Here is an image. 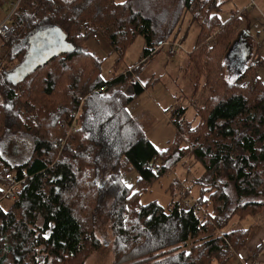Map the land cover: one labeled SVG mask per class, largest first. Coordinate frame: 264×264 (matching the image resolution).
<instances>
[{
    "label": "trees",
    "instance_id": "obj_1",
    "mask_svg": "<svg viewBox=\"0 0 264 264\" xmlns=\"http://www.w3.org/2000/svg\"><path fill=\"white\" fill-rule=\"evenodd\" d=\"M140 1L145 4V0H27L30 9L14 12L12 23L21 33L5 42L10 55L26 32L46 25L60 28L74 48L53 55L16 82L6 73L17 63L0 67V175L11 172L20 181L14 199L2 197L3 187L0 189V197L13 201L10 209L3 208L0 201V264H38V252H45L52 261H67L84 250L87 240L89 247L96 249L99 241L94 225L106 198L110 199L107 215L113 264H222L249 239L252 226L220 230L235 216L241 220L254 215L263 205L255 198L264 190V81L258 72L264 69V60L251 57L240 75L228 79L224 53L238 25H225L234 17L219 20L216 11L220 2L214 13L209 5L203 18L198 13L210 0H175L178 9L190 11L192 20L202 18L187 56L196 68L195 76L200 72L206 75L209 95L196 114L207 137H213L207 145L201 141L194 144L192 153L205 172L199 193L188 207L183 206L185 197L165 207L155 200L141 204V190L175 164L181 153L167 147L158 150L126 108L146 85L130 71L138 65L142 69L161 43L167 42L168 47L174 43L166 35L160 37L161 30L155 29L157 18L146 15ZM210 26L223 28L218 29L212 44L206 41ZM97 30L106 33L109 45L119 53L135 35H141L140 59L101 79L102 60L84 45ZM23 51H15L10 59L20 55L21 59ZM76 56L91 61L73 73L69 62ZM85 73L93 78L87 77L81 90L76 89ZM127 83L133 95L118 88ZM77 92L87 95L81 115L74 117L69 112L80 106ZM185 110L184 106L170 110L174 127L179 126L177 119ZM76 131L80 140L73 146L64 143L66 132ZM162 153L167 159L158 165ZM121 159L134 168L139 189L124 183ZM198 202L206 207L212 203L204 217L198 215ZM231 203L234 206L228 210ZM209 218L215 220L220 234L203 235Z\"/></svg>",
    "mask_w": 264,
    "mask_h": 264
},
{
    "label": "rangeland",
    "instance_id": "obj_2",
    "mask_svg": "<svg viewBox=\"0 0 264 264\" xmlns=\"http://www.w3.org/2000/svg\"><path fill=\"white\" fill-rule=\"evenodd\" d=\"M114 1L121 2V0ZM169 1L170 3L168 0H152V2H149V5L151 4L149 10L146 7L148 3L144 4V1H140L138 5L146 15H152L154 19L156 18L152 9H156L157 7L165 8L166 5H169L168 10L171 11L170 14L172 18L175 16L173 18L174 20L172 23H169L167 27L164 25L161 28L166 27L164 31L167 40L169 39L171 42L174 40L173 44L176 47L174 48L172 55L167 54L169 47L167 42H163L159 45L160 48L156 49L157 51L153 58L142 69L141 65H138L136 69L133 68L130 71L132 77H135V79L146 84L141 93L133 95L134 90L130 83L118 87L119 90L121 89L126 95H133V98L126 105V108L133 116L138 126L143 130L145 136L153 142L155 147L158 150H164L167 147L169 148L168 151L174 150L175 153L178 151L181 153V158L175 164L170 166V168L159 176L149 187L147 186L146 189H142L138 196L141 204L155 200L163 207L178 198L181 199L182 197H185L183 204L189 202L190 205L194 201V198L197 197L200 186L199 181L204 174L205 169L200 162L196 161L192 150L194 144L197 145L198 141L207 145L211 142L210 140L213 137H207L202 119L196 114V110L202 107L209 95V87L207 85L205 87L204 85L206 75L200 72V76L196 77V68L187 56L188 51L194 45L197 31L199 30V22L202 21V18L197 19L196 21L192 20L190 11L178 9L175 0ZM217 2H221L220 9L216 11L219 20L224 22L230 17H234L231 18L232 21L225 26L233 24L237 27L238 25L236 33L238 31H246L252 35L259 45V57L264 58V0H210L206 2V6L203 7L204 9L198 14L203 17L204 14L207 13L206 8L209 7V5V10L213 9L211 12L214 13L213 11L217 10ZM201 3L203 2H200V5ZM245 4L247 6H245ZM22 8L30 9L27 0H0V19L6 17V12L16 9V13L18 9ZM155 14L157 15V13ZM238 17L240 19L239 21H236V18ZM159 24V21L156 19V30L158 29ZM236 27L232 26V29L234 30ZM161 28L159 29L161 30ZM218 29L223 30V28L220 27L216 28L210 26L206 32L208 36L206 41L209 44H212L214 39L217 38L215 34L220 31ZM98 31L99 30L94 33V38L86 40L84 45L91 53L102 60L99 70V76L101 79L106 80L111 77L112 74L126 70L140 59L144 46V39L141 35H135L132 41L123 48L121 53H119L109 45L106 33ZM48 32H51L49 38L54 41V51L64 48L69 49L72 47L68 41L62 38L64 36L57 30L56 26L50 27ZM20 33V27L18 30L16 28L14 34L19 35ZM51 39L49 40L52 41ZM7 51L8 47L5 46L4 51H2V57L4 60L0 57V67L10 68L16 64L21 57L20 55L17 59L8 62L7 59H9L10 54H8L9 52ZM236 60V62L233 61L232 63H235L237 68L245 63L244 56H237ZM86 61H91V58H87V56L74 57L69 62L70 72L77 73L80 66L87 63ZM252 73L253 72H250L249 76ZM232 76L233 75H228L227 77L231 78ZM249 76H247L246 79H249ZM87 77L88 80L93 78V76L88 75V73L83 74L81 76L82 81L78 83L79 85L76 89L80 87L81 90V87L85 83L84 80ZM261 77L264 78V71H261ZM252 84L254 83L252 82ZM87 86L85 85L84 88ZM86 93L87 92H77L76 97L79 98L80 106L73 110L71 109V112H69L70 115H76V117L81 115L80 108L82 109L83 105L81 103L85 99L87 95ZM173 104L176 105L173 106ZM177 106H184L186 110L183 115L177 119L179 126L174 127L172 124L173 117L170 116L169 112ZM68 132H66L63 137V140H65L64 143H69L73 146L75 145V142L80 140L79 134L77 131L71 134ZM19 149L21 150V146ZM165 155V153H162L157 160L158 165L167 159ZM79 162H81L80 159ZM262 168L264 170V165ZM119 171L122 173V178L125 184L132 185L133 190H136L137 185L138 189L140 188V185L136 182L137 176L134 168L123 159H121ZM2 173L4 174L6 172ZM2 173L0 175V189L3 187L1 183ZM101 178H103V176L99 178V184L102 182ZM131 192L130 195L132 196ZM230 197L231 201H233L234 198L231 190ZM93 199L94 197L89 198L91 204L93 203ZM255 199L260 200L263 204L257 213L251 216H246L241 220L235 216L222 230H220L222 232L233 228L252 226L249 239L246 244L240 248L246 247L247 244L249 246L250 240L253 239L251 237L254 234L256 235L261 228L264 230V190L263 193L256 196ZM0 201L3 208H13V201L6 200L2 197H0ZM105 202L106 205L100 210V213L97 215L96 224L94 225V234L99 241V246L96 249H91L89 247L90 242L87 240L84 250L76 258H69L67 261L66 259H63L60 262L52 261L51 257H45V252H38V264H113L115 258L112 247L113 236L110 225L111 223L107 215V207L110 204V199L106 198ZM233 206L234 203H231L228 206V210ZM197 207L198 215L204 217L205 211H207V209L211 210L212 203L206 207L204 204L198 202ZM75 212L78 215L79 211L75 210ZM82 215L87 219V212H84ZM217 234H220L217 224L214 219L209 218L207 231L203 235L216 236ZM259 245L260 248L258 249L257 247ZM252 249L253 250L250 254H247V257L249 258L246 261H248L249 264L264 261V259L260 257L264 251V241L259 242L257 246H254ZM237 250H235V252ZM235 252H233V255ZM210 264L217 263L212 261ZM222 264L241 263L240 259L235 256Z\"/></svg>",
    "mask_w": 264,
    "mask_h": 264
},
{
    "label": "water",
    "instance_id": "obj_3",
    "mask_svg": "<svg viewBox=\"0 0 264 264\" xmlns=\"http://www.w3.org/2000/svg\"><path fill=\"white\" fill-rule=\"evenodd\" d=\"M56 25H51L47 27H43L41 29L33 30V34L29 37L26 36L25 40V50L26 53L24 54L22 60L10 71L6 73V77L12 81L16 82L20 80L25 74L34 70L40 64L46 62L49 58L53 55L63 52L69 51L73 49L70 47L69 49H61L58 51L53 50V43L54 41L49 38L50 33L48 32L50 27ZM57 30L63 34V32L56 26ZM35 31V32H34ZM65 39V35L63 34ZM51 39L52 41H50ZM69 43V42H68ZM79 50V49H78ZM251 55V44L249 41V36L243 32L238 31L236 36L232 39L230 45L228 46L226 52L224 53V63L226 66V74L227 76L233 75L231 78L227 77L228 79H233L240 75L247 65V61ZM237 56H244L245 63L241 65L239 68L236 67L233 61H237ZM231 74V75H230Z\"/></svg>",
    "mask_w": 264,
    "mask_h": 264
},
{
    "label": "crops",
    "instance_id": "obj_4",
    "mask_svg": "<svg viewBox=\"0 0 264 264\" xmlns=\"http://www.w3.org/2000/svg\"><path fill=\"white\" fill-rule=\"evenodd\" d=\"M114 1V0H113ZM152 2V0H145V3H148V5L146 6L147 8H148V10H149V8H150V5H149V2ZM219 1V0H218ZM115 2V1H114ZM221 3V2H220ZM246 4H247V2H246ZM245 4V6H247ZM167 6V5H166ZM16 11V9H13V10H11V11H8V12H6L5 14H6V16L8 15V14H11V23H12V17H13V14H14V12ZM152 11H153V13H154V15L156 16L155 18H157V20L159 21V23H160V21H161V23H160V25H159V27L158 28H161V27H163L164 25L167 27L168 25L167 24H169V23H171V21H173V18L171 17V14H170V12L171 11H169L168 10V6L166 7V8H161V7H157L156 9H152ZM155 13H157V15L155 14ZM167 14V15H166ZM4 19V18H3ZM2 18L0 19V21H2L3 20ZM13 24V23H12ZM14 25V24H13ZM47 26H51V25H46V26H43V27H47ZM43 27H41V28H43ZM41 28H38V29H41ZM33 30H35V29H33ZM33 30H30V31H28V32H26L20 39H19V41L18 42H16V44H15V46H14V48H16L15 50H12V53H11V55L10 56H14L13 55V53L15 52V51H18V50H20L21 48L22 49H24V53H23V56H24V54L26 53V50H25V46H24V44H25V38H26V36H31L32 34H33ZM160 30V29H159ZM165 28H161V32H160V37H162V38H164V36H165ZM246 30V29H245ZM35 32V31H34ZM243 32H245L248 36H249V41H250V44H251V55H250V57H249V59H248V61H247V64H248V62L251 60V57L253 58V59H258V60H264V58H262V57H259L260 56V54H259V51H260V49L258 48V44H257V42H256V40L253 38V36L252 35H250L249 33H247L246 31H243ZM197 33H198V31H197ZM196 37H197V35H196ZM196 40V39H195ZM255 40V41H254ZM195 43V42H194ZM4 48H5V41H3L1 38H0V57H2V51H4ZM190 51V50H189ZM188 51V52H189ZM7 52H10V49H8V51ZM8 54H10V53H8ZM23 56H22V58H23ZM22 58L21 59H19L18 60V62H17V64L22 60ZM1 59V58H0ZM2 59L4 60V58L2 57ZM9 59H10V57H9ZM13 61V60H15V59H10L9 61ZM12 68H14V67H12ZM11 68V69H12ZM10 69V70H11ZM9 70V71H10ZM261 71H264V69H261V70H259L258 72H259V77H260V79L261 80H263L264 81V78H262L261 77ZM142 84H144V83H142ZM144 88H145V85H144ZM264 230H262V228L258 231V233L255 235H253L251 238H253L252 240H250V242H249V246H248V244H247V246L246 247H243V248H239L235 253H234V255H233V257H237L238 259H240V263L241 264H249L248 263V261H246L249 257H247V254L249 253L250 254V252L253 250L252 248L254 247V246H257V244L259 243V242H261V241H264ZM264 250V249H263ZM260 257L261 258H263L264 259V251L262 252V255H260ZM261 263H264V261H260Z\"/></svg>",
    "mask_w": 264,
    "mask_h": 264
},
{
    "label": "built area",
    "instance_id": "obj_5",
    "mask_svg": "<svg viewBox=\"0 0 264 264\" xmlns=\"http://www.w3.org/2000/svg\"><path fill=\"white\" fill-rule=\"evenodd\" d=\"M15 32V26L11 23V14H8L2 21H0V38L3 41L8 40ZM173 44L168 49V54L172 55L174 48ZM99 90L103 91L104 87H99ZM178 102V101H177ZM76 117V115H74ZM152 168V167H151ZM19 182L11 172H7L2 177L3 195L2 197H9L14 199L18 190ZM183 206L188 207L189 202H185ZM250 264H262L260 262H253Z\"/></svg>",
    "mask_w": 264,
    "mask_h": 264
},
{
    "label": "snow or ice",
    "instance_id": "obj_6",
    "mask_svg": "<svg viewBox=\"0 0 264 264\" xmlns=\"http://www.w3.org/2000/svg\"><path fill=\"white\" fill-rule=\"evenodd\" d=\"M121 2H123V0H121ZM229 83H231V81H229ZM128 187H131V185H128ZM206 199V198H205Z\"/></svg>",
    "mask_w": 264,
    "mask_h": 264
}]
</instances>
